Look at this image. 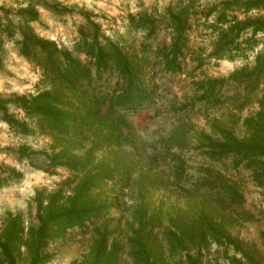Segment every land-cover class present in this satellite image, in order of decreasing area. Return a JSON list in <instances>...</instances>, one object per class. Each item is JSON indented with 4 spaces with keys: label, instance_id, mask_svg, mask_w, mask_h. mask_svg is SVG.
Returning <instances> with one entry per match:
<instances>
[{
    "label": "rangeland",
    "instance_id": "1",
    "mask_svg": "<svg viewBox=\"0 0 264 264\" xmlns=\"http://www.w3.org/2000/svg\"><path fill=\"white\" fill-rule=\"evenodd\" d=\"M30 1L41 17L32 23L36 34L62 48L72 49L76 45L80 29L86 25L83 12H91L102 35L129 53L150 95L140 105L118 108L112 129L97 130L91 126L76 139L38 130L34 136H26L0 121V164L23 173L19 182L0 186V228L7 212L21 213L26 239L29 225L35 222L36 191H54L60 186H68L69 191L74 182H68L88 172L78 175L60 167L49 174L26 161H18L8 149L28 145L37 150H52V147L59 150L71 145L75 155L87 156L91 168L104 170L105 180L94 195L100 202L112 203L120 212L89 222L83 229H74L63 240L52 241L45 249L50 257L46 264H84L83 255L101 230L111 233V241L118 245L120 264H134L129 238L137 227L135 213L141 203L146 204L149 214L156 215L152 243L165 257L162 264H186L187 251L171 254L164 233L178 226L192 230L200 215L212 217L216 225L239 238L251 259L235 251L234 246L207 242L199 264H264V186L254 182L247 166L236 167L232 158H211L205 148L208 140L217 138L216 130L220 128L232 131L239 138L248 136L246 119L258 112L257 100L264 93V78L252 95H247L235 82L210 96L205 94L203 86L210 79H228L234 72L252 67L256 55L264 52V32L243 33L238 52H233L234 60L211 58L215 36L206 29L203 11L224 0H197L183 70L171 73L166 70L162 55L167 53L172 41L166 14L175 0H0L4 63L0 70V94L5 97L32 95L39 87L40 69L21 57L17 45L22 26L18 12L27 8ZM56 3L59 13L47 6ZM64 7L73 11L67 12ZM139 13L147 15L150 21L153 19L155 31L131 26L129 15ZM248 16L263 18L264 10L251 11ZM240 17L245 16L240 14ZM7 28L12 29L14 37L5 36L3 31ZM252 36L256 43L247 42ZM81 59L86 58L82 55ZM85 85L109 102L124 87V82L116 72H107ZM11 112L24 119L23 111L12 108ZM225 182L237 186L244 199L242 204L229 197ZM196 249L190 248L192 253ZM17 251V264H29L27 247L22 245ZM0 264H3L1 253Z\"/></svg>",
    "mask_w": 264,
    "mask_h": 264
},
{
    "label": "trees",
    "instance_id": "2",
    "mask_svg": "<svg viewBox=\"0 0 264 264\" xmlns=\"http://www.w3.org/2000/svg\"><path fill=\"white\" fill-rule=\"evenodd\" d=\"M197 0H175L167 10V25L172 32V41L167 53L166 70L180 73L184 66V52L189 45V33L192 28L191 17ZM30 1L18 14L21 18L20 40L17 41L21 57L39 68L41 79L36 93L32 95H14L5 97L0 94V121L6 122L17 133L34 136L39 132H48L55 137L79 138L85 130L95 126L97 130L112 129L116 121L118 108L142 104L149 98V91L143 86V76L134 65L130 55L119 43L102 35L101 27L84 11L86 25L80 29V39L70 48H62L58 43L36 34L32 23L38 22L40 12ZM53 12L59 13V4L47 5ZM67 12L71 8L64 7ZM254 10H264V0H224L219 4L204 8V24L215 36L211 58L234 60L233 52H238L243 33L252 30L254 35L264 32V17L251 18L248 14ZM73 11V10H72ZM240 14L245 17L241 18ZM213 22H211V18ZM129 22L134 28L150 27L155 31V22L147 15H129ZM211 22V23H210ZM10 26L14 28L11 23ZM5 32V33H4ZM7 38L14 37L12 29L3 31ZM254 36L247 42H254ZM239 42V43H236ZM0 70L4 63L1 55ZM85 56V61L81 56ZM107 72H116L124 87L112 96L101 98L85 83ZM264 78V52L256 55L252 67H244L234 72L228 79H210L203 86L209 96L228 83L242 86L247 95L254 94ZM121 91V92H119ZM258 112L246 119L248 136L237 137L225 128L216 130L217 138L208 140L206 152L211 158H232L236 167L247 166L258 186H264V93L257 100ZM24 112L20 120L11 109ZM0 149V153H1ZM18 161H26L31 167L54 174L63 167L75 171L78 175L87 172L68 186H60L54 191L37 190L34 197L36 204L35 222L27 229L21 213L7 212L0 228V253L3 264H17L18 248L25 245L29 252V264H46L50 257L46 247L56 240H63L74 229H83L89 222L114 216L120 211L112 203L100 202L96 189L105 180L104 170L91 168L87 156L84 160L73 153L71 145L57 150L33 149L28 145L8 149ZM89 157V155H88ZM0 186L8 182H19L23 173L15 167L0 164ZM225 188L233 202L242 204L243 196L235 184L225 182ZM137 227L129 238L131 256L134 264H162L165 257L155 250L152 235L157 227L155 214H149L145 203H141L135 213ZM197 226L184 230L182 226L175 230L168 229L164 235L171 254L187 251L186 264H199L205 243L234 246L235 251L248 253L241 247L239 238L225 232L216 225L212 217L200 215ZM107 230L98 232L92 246L83 255L84 264H120V249L111 241ZM190 248H197L196 251ZM251 259L250 257H248Z\"/></svg>",
    "mask_w": 264,
    "mask_h": 264
}]
</instances>
